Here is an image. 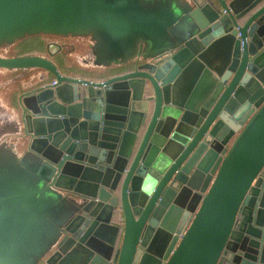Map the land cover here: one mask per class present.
<instances>
[{"label":"water","instance_id":"95a60500","mask_svg":"<svg viewBox=\"0 0 264 264\" xmlns=\"http://www.w3.org/2000/svg\"><path fill=\"white\" fill-rule=\"evenodd\" d=\"M126 2L0 0V46L49 36L0 69L42 73L17 91L15 145L41 193L71 202L25 264H264V0H180L168 43L64 72L69 37L126 36Z\"/></svg>","mask_w":264,"mask_h":264},{"label":"rangeland","instance_id":"374dc122","mask_svg":"<svg viewBox=\"0 0 264 264\" xmlns=\"http://www.w3.org/2000/svg\"><path fill=\"white\" fill-rule=\"evenodd\" d=\"M159 1V5H157L154 0H127V2L121 6V9L130 15L132 14V21H133V28L131 27L133 31L129 30L126 33V36L132 32V37L127 38L125 34H122V36L114 35L112 31L105 30V34H107V37L101 41V32L98 31L96 33V38L91 39L90 35H80L79 37H71L73 40V43L76 44V46L69 47L67 49V54L64 58V60L67 62V65L70 67H80L81 65L78 63H75L73 60V57L76 59H82L84 58V52L83 50L80 51L81 46L78 40H85L89 41L88 51L91 53L92 57L89 60L91 64L93 65V70L96 72H99L101 70L106 69V67L109 64H112L113 62L117 63L116 61L119 60H125L128 58H134L138 55L140 46H142L144 52L145 49H148L149 45L156 44L157 46H161L167 42V39H169L172 35L170 34V29L168 32L163 33L164 31H161L160 33L155 34L153 37H151L152 34L148 33L149 27L157 26L158 24L155 23L158 18H162L163 16H171L172 11H176L175 17L173 18L172 22L177 21V14H178V1L174 2L172 5L170 4L169 7L164 5L163 0H157ZM154 9V10H152ZM139 12V16H136V12ZM134 11V14H133ZM153 23V24H152ZM131 31V32H130ZM111 35V36H110ZM46 37L45 35H36V36H28L23 38L22 40L17 41L12 46L9 47H0V55L3 56H23V55H30V54H39L42 53L41 49V41H45ZM152 38L151 40H149ZM89 39V40H88ZM90 43H93L90 45ZM82 68V67H80ZM6 69H0V161L5 160V154L7 155L8 166L4 168L3 165L0 164V198L2 199V209L0 212V236L3 234V230L5 228V224L7 221V205H8V199L6 197L13 192H18L16 190V187L18 183L22 180L23 173L21 170H18L19 166H13V160L15 158L14 156V149L13 151H6L4 148L5 145L8 142H11L10 139H8L9 134L16 136L17 134V122L15 118V112L17 111L15 99L10 96L13 93V89H19L20 87H24L23 79L20 76L12 77L10 74L13 71H5ZM12 77V78H11ZM16 95V94H13ZM10 97V98H9ZM9 99V100H8ZM7 171H9V176L7 178H1L2 176L7 174ZM14 180L17 182H14ZM44 185V184H43ZM40 188V192H42L43 187L42 185H38ZM42 187V189H41ZM67 199V200H66ZM68 200L67 196L62 197V199H59V203L62 204L63 209L59 210V225L62 221L65 219V217L68 214V206L71 207V202ZM11 206V204H10ZM57 231V230H56ZM6 244L3 243L0 239V251L3 252L6 249L3 248ZM55 246L52 247V249ZM37 251V250H35ZM22 253V252H21ZM37 257H40L42 260L43 257L38 254L32 255L31 259L33 262H36ZM10 261H14L13 263L16 264H25L23 259H9Z\"/></svg>","mask_w":264,"mask_h":264},{"label":"crops","instance_id":"0c3cea01","mask_svg":"<svg viewBox=\"0 0 264 264\" xmlns=\"http://www.w3.org/2000/svg\"><path fill=\"white\" fill-rule=\"evenodd\" d=\"M154 2L159 5V1L154 0ZM163 2L165 6L169 7V5H172L174 2H176V0H163ZM168 17L169 16H163L162 18H158L155 22L158 25L152 26L151 28L149 27L148 33L152 34L151 37L157 33H160L161 31H166L170 27L171 22H169ZM131 31L133 30L131 29ZM132 36L133 35L131 32L126 37L131 38ZM68 40L71 39L69 38ZM78 41L81 43L80 51L83 50L84 58L76 59L73 57V60L75 63L79 62L81 65L80 67L82 68L70 67L66 63H59V59L57 58L58 65L64 70V72L72 76L89 78L94 75H104V70L99 72L94 71L93 65L89 61L92 57L87 46L89 41ZM91 44L93 43H90V45ZM65 49L66 50L64 51L67 53L68 47ZM5 71H13L11 73L14 74H10V76L13 75L12 77L20 76L23 79V86L29 85L35 75L42 74L33 69H15ZM17 91V89H13V93L10 95L15 100H17L18 97ZM8 139H10L11 142H8L4 148L6 151H13L12 148L14 149L13 153L15 158L12 163L14 167L16 165L19 166L18 168H15L21 170L23 176L22 180L16 187L18 192H13L6 197V199H8L6 210L7 221L0 239L6 244L3 246L4 248L10 249L11 252L12 249H14L12 252V255H15L14 259L17 258L29 260L32 255L34 256V254H38V252L43 257L49 253L51 246L54 244L53 242L56 236L57 226L59 225L58 214L59 210L63 209V206L58 202V198L40 192L39 186L33 182L32 177H30V173L27 171L21 160L24 147H16L15 137H13V135L9 134ZM7 159V155L5 154V160L0 161V164L3 165L4 168L8 166V161L6 162ZM1 171L2 170H0V172ZM8 176L9 171H7V174L1 178H7ZM14 182L16 181L14 180Z\"/></svg>","mask_w":264,"mask_h":264},{"label":"flooded vegetation","instance_id":"af4514ba","mask_svg":"<svg viewBox=\"0 0 264 264\" xmlns=\"http://www.w3.org/2000/svg\"><path fill=\"white\" fill-rule=\"evenodd\" d=\"M69 38L71 39V37H69ZM69 38H68V39H69ZM22 39H23V38H22ZM22 39H20V40H22ZM68 39H67V43H66V44H68L69 47L76 46V44L73 43V40H72V39H71V40H68ZM79 43H80V42H79ZM80 44H81V43H80ZM11 46H12V45H11ZM65 46H66V45H65ZM69 47H68V48H69ZM65 48H67V47H65Z\"/></svg>","mask_w":264,"mask_h":264},{"label":"trees","instance_id":"16d2710c","mask_svg":"<svg viewBox=\"0 0 264 264\" xmlns=\"http://www.w3.org/2000/svg\"><path fill=\"white\" fill-rule=\"evenodd\" d=\"M14 43H11V44H3V45H1L0 47H9V46H11V45H13ZM9 56H11V55H9ZM87 74H89V73H87Z\"/></svg>","mask_w":264,"mask_h":264}]
</instances>
